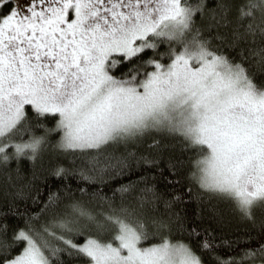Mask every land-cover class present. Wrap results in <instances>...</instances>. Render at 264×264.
Wrapping results in <instances>:
<instances>
[{
  "label": "snow or ice",
  "instance_id": "6c2138e0",
  "mask_svg": "<svg viewBox=\"0 0 264 264\" xmlns=\"http://www.w3.org/2000/svg\"><path fill=\"white\" fill-rule=\"evenodd\" d=\"M258 77L264 0H0V169L11 184L16 161V180H26L17 196L35 192L33 204H43L11 235L0 224V264H65V256L80 264H205L201 253L214 264H264ZM168 138L193 153L189 196L228 201L254 226L260 210L257 236L217 243L173 211L181 197L151 183ZM46 156L42 177L37 165ZM21 160L31 165L28 177ZM169 170L178 175L171 161ZM49 176L102 185L135 179L110 197L93 192V211L64 187L49 188L42 201ZM220 247L228 251L218 254Z\"/></svg>",
  "mask_w": 264,
  "mask_h": 264
},
{
  "label": "trees",
  "instance_id": "16d2710c",
  "mask_svg": "<svg viewBox=\"0 0 264 264\" xmlns=\"http://www.w3.org/2000/svg\"><path fill=\"white\" fill-rule=\"evenodd\" d=\"M12 5L9 4L3 11L6 13ZM125 69H120L124 71ZM120 71L115 74L119 75ZM258 79H264V77H258ZM47 126L51 127L54 121H46ZM41 130H38L37 134H40ZM53 141L58 140L59 136L53 134L51 137ZM151 143L148 139L144 142L141 147V151H149L147 145ZM161 160L159 168L162 169V173L156 172L152 169V172L156 173L155 180L151 181L160 192L170 193L171 195H179L181 200L177 201L173 207L174 212H178L181 215H187L190 221H194L193 226H198L199 229H207L212 232L216 238L217 243L220 241H235L239 237L249 233L255 237L260 232L259 221L261 219L260 210H256L257 223L254 226L248 221L241 220L239 214L236 213L230 202L224 201L215 197H204V200L194 199L187 193L189 185L188 174L190 171V157L193 155L190 151L183 150V145L179 139H162V147L160 150ZM169 161L176 164V171L178 175L172 176L169 170ZM79 163V162H78ZM20 174L23 177H28L31 172V165L27 160H21L20 162ZM41 176H46V169L50 167L48 157H45V164L43 168L37 165ZM17 168L16 161H11L9 169L12 170V183H8L5 178L4 171L0 169V224H7L9 227V235L14 227H23L25 217L31 215L34 212L39 211V207H42L41 203L39 206L33 204L31 196L35 195L32 192L30 195L25 194L24 196H17L18 188L26 183V180H16L15 169ZM179 180L178 184H169L166 179ZM107 179V176L104 177ZM128 179H135V177H128L120 181L112 182L108 185H102L99 180L96 183H88L85 181H79L78 178L70 177L67 181L58 180L55 177L49 176L46 182L40 184L42 188L41 200H46L47 190L51 188L55 190L57 187H64L70 191L71 195H74L76 199L82 200L87 204L93 211L97 209V201L92 199V193L102 188L101 195L112 196V189L119 186L120 183H127ZM15 185V187L13 186ZM80 188H85L86 194L82 195L79 191ZM193 192H196L195 186ZM136 195L135 192L130 194L127 199H131L132 196ZM170 198V197H169ZM117 202H119V196H117ZM176 239H184L187 241V235L181 236L176 235ZM228 251L227 248L220 247L217 250L218 254H224ZM205 260V264H214L210 256L207 253H201ZM65 264H80L76 260H70L68 257H64Z\"/></svg>",
  "mask_w": 264,
  "mask_h": 264
}]
</instances>
